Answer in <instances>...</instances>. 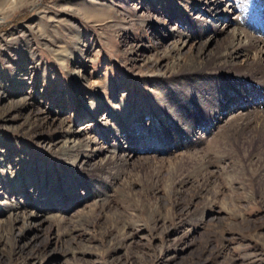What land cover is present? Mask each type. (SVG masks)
Returning <instances> with one entry per match:
<instances>
[{
  "label": "rangeland",
  "instance_id": "1",
  "mask_svg": "<svg viewBox=\"0 0 264 264\" xmlns=\"http://www.w3.org/2000/svg\"><path fill=\"white\" fill-rule=\"evenodd\" d=\"M211 3L0 0V264H264V128L181 91L264 0Z\"/></svg>",
  "mask_w": 264,
  "mask_h": 264
},
{
  "label": "bare ground",
  "instance_id": "2",
  "mask_svg": "<svg viewBox=\"0 0 264 264\" xmlns=\"http://www.w3.org/2000/svg\"><path fill=\"white\" fill-rule=\"evenodd\" d=\"M211 4L215 6L209 9L210 14L208 16L210 19L204 20L206 22H211V15H213L216 11H219L222 7V10L224 8L228 7L227 1L215 3L213 0ZM223 1V0H221ZM208 9L207 5L205 6L204 11ZM208 17V18H209ZM222 18H225L224 16ZM226 23L229 24V20L223 19ZM237 25V24H236ZM217 28V27H216ZM259 31H257L255 28H252L249 25L239 26L236 28H233L231 32L229 33L228 42L223 46L221 50L216 52L213 57L215 61H227L230 60H241L244 62L243 68L246 72H248L249 77H247V82L245 81H239V80H232L230 75L224 76L222 81L226 80V83L228 82L231 84L232 89L234 90L233 95L224 96V94H219L221 91L218 90L219 87L213 82L219 81L220 79H216L218 75L212 76L209 74V76H202V77H191L187 80H182L184 85H181V91H183L184 94H187L185 99L189 101V103H193V96H192V90L190 89V84L193 83V87L195 88L196 92L198 93V99L201 102H205L212 96V91L215 90L218 92V97H220L218 100H214L213 107L209 108L211 110V113H219L223 109H225L226 106H233L235 104H239V108H243L248 113L256 112L254 115H249L247 113L246 116L241 114L237 120H254L253 123L256 125V128L259 127V130H262L264 128V37L260 34H258ZM184 35H179V39L183 37ZM205 44L199 45V53L197 59H202L201 55L204 51ZM196 59V61H197ZM202 61V60H199ZM197 61V62H199ZM224 62V63H227ZM194 67V66H193ZM195 68V67H194ZM213 86V87H211ZM231 88V87H230ZM223 101V102H222ZM179 106V105H178ZM174 107L176 108L175 104ZM219 115V114H218ZM189 116V115H188ZM217 118H220L218 116ZM190 120V119H185ZM243 123V122H242ZM246 125V124H245ZM237 127L240 129V124L237 125ZM84 128L83 126L80 128ZM258 129V128H257ZM235 130V129H234ZM237 131V130H236ZM260 132V131H258ZM72 137L71 140L72 141ZM119 147V146H118ZM113 150V153H107L105 154V158L103 161L98 164L99 169L103 168H113L118 165L123 164L125 162L127 152V149L119 148ZM112 149V148H110ZM109 149V150H110ZM116 151H119L118 158L115 159L114 154ZM177 172V171H176ZM102 197V195H100ZM102 199V198H101Z\"/></svg>",
  "mask_w": 264,
  "mask_h": 264
}]
</instances>
